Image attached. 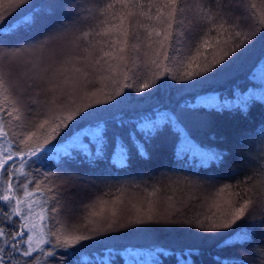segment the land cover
Instances as JSON below:
<instances>
[{"label":"snow or ice","instance_id":"6c2138e0","mask_svg":"<svg viewBox=\"0 0 264 264\" xmlns=\"http://www.w3.org/2000/svg\"><path fill=\"white\" fill-rule=\"evenodd\" d=\"M67 8L77 20L55 21ZM257 38H264V0H72L67 6L0 0V264H116L121 253L114 248L93 249L131 225L160 223L153 221L160 189L145 197L148 209L141 212L147 219L138 215L121 223L127 189L79 199L80 187L99 185L70 165L95 168L105 162L124 170L117 159L125 166L133 154L150 159L147 145L162 122L176 135V162L195 172L219 169L228 154L198 143L172 115L158 113L137 121L126 138H109L107 122L97 113L129 94L211 79ZM262 66L264 59L258 61ZM206 97L216 98L215 109L249 107L214 93ZM200 101L194 97L183 107L195 112L207 106ZM113 119L125 126L121 116ZM257 137L241 169L223 178L172 181L173 192L179 188L185 197H167L171 214L184 218L164 222L209 239L223 237L218 247L252 243L249 224H264V126ZM181 146L188 150L179 152ZM253 255L251 264H264V247ZM217 262L224 264L219 257Z\"/></svg>","mask_w":264,"mask_h":264},{"label":"trees","instance_id":"16d2710c","mask_svg":"<svg viewBox=\"0 0 264 264\" xmlns=\"http://www.w3.org/2000/svg\"><path fill=\"white\" fill-rule=\"evenodd\" d=\"M57 2L67 6L72 0ZM76 2L80 3L83 0ZM54 20L72 24L77 20L76 11L73 8L62 10ZM261 59H264V38H257L255 43L224 72L217 73L211 79L192 87H187L186 83L170 82L151 92L146 90L143 94H129L109 111L97 113L99 120L107 122L109 138L118 135L126 138L137 121L145 118L154 119L158 113L172 115L178 118L198 143L220 149L228 155L219 169L195 172L176 162L173 156L176 135L170 126L162 122L161 128L147 145L150 159H141L133 154L129 166H125L123 159H117L115 163L125 168L124 170L110 169L105 162L95 168L81 164L70 165L77 175L85 179L90 178L99 185L98 188H91L89 185L80 187L77 194L79 199L87 200L93 195H100L101 192L109 190L115 194L116 189L120 187L127 189L125 204L121 209V223L127 224L138 215L147 219L141 212L142 208L144 212L148 209L145 197L153 188L160 189L156 198L157 206L153 212V221L159 220L160 223L131 225L127 229H122L116 238L105 241V244L98 245L93 251H99L104 247L114 248L121 253L115 257L116 264H124L125 261L129 264L124 249L140 251V259L131 260V263L139 264L144 260L146 264L154 262L178 264V257L190 259L191 264H218L217 257L224 261V264H232L229 262L230 259L249 261L250 264L254 262L253 249L264 247V224H249L254 231L252 243L224 248L218 247L223 237L209 239L204 234H198L196 229L167 224L164 221L184 218L179 213L175 216L171 214L173 209L170 208L167 197L174 196L176 201L185 197V193L179 188L173 192L175 186L172 185V181L183 180L184 177L194 180L223 178L232 169H241L250 147L259 143L257 132L264 126V66L257 67ZM249 86L258 88V93L233 105L249 104L247 110H240L237 107L215 109L220 105L209 102L214 97H206L207 94L213 93L219 97H232L234 91L238 93ZM194 97H200V102L207 106L195 112L185 109L183 107L185 101H193ZM100 98L103 99L102 96ZM117 115L123 118L125 126L121 127L113 119ZM186 150L187 146H181L178 151ZM176 207L180 208L181 204L177 203ZM142 253H145L146 257Z\"/></svg>","mask_w":264,"mask_h":264},{"label":"rangeland","instance_id":"374dc122","mask_svg":"<svg viewBox=\"0 0 264 264\" xmlns=\"http://www.w3.org/2000/svg\"><path fill=\"white\" fill-rule=\"evenodd\" d=\"M259 91L258 88H255V87H252V86H249L247 87L246 89L238 92L236 95L232 96V97H220L221 99H227L229 101H232L233 102V105L237 104V103H240L241 101H243L244 99H246L247 97L251 96V95H254V94H257ZM209 102H212L214 104H218L216 98H212L209 100ZM219 105V104H218ZM139 252L138 250H127L124 252L125 254V257H128L129 258V264H139V263H131V260L133 258H139ZM144 257H146V254L145 253H142ZM140 259V258H139ZM140 262V260H138ZM140 264H146V260L142 261Z\"/></svg>","mask_w":264,"mask_h":264}]
</instances>
